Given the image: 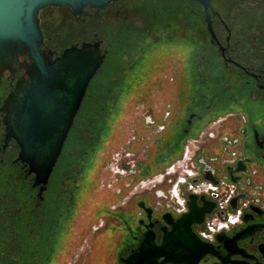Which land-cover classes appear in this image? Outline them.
Returning a JSON list of instances; mask_svg holds the SVG:
<instances>
[{
  "label": "flooded vegetation",
  "instance_id": "obj_1",
  "mask_svg": "<svg viewBox=\"0 0 264 264\" xmlns=\"http://www.w3.org/2000/svg\"><path fill=\"white\" fill-rule=\"evenodd\" d=\"M217 4L206 12L187 0H121L104 9L85 7L80 14L68 6L41 11V49L51 60L84 45L96 47L104 60L46 184H38L22 159L11 127L14 106H6L19 85L30 82L29 50L0 70V264H63L65 257L72 258L70 264L81 258L89 264L95 246L100 243L105 251L109 244L111 224H98L99 242L91 239L93 225L107 216L91 215L85 194L103 189L110 196L113 190L120 202L127 191H137L143 176L162 174L168 180L169 167L185 155L188 167L200 174L193 182L217 190L188 194L181 216L168 207L167 195V203L153 207L134 193L132 210L117 227L124 235L114 236L113 264H125L148 232L160 245L163 229L171 230L164 216L176 221L189 213L191 195L198 197L199 207L204 206L201 197L215 204L193 231L218 255H207L199 264H264V0ZM207 13L217 45L211 42ZM159 75L166 86L159 87ZM158 91L167 103H157ZM118 116L129 128L125 141ZM105 148L116 162L110 168L105 164L113 176L108 186L106 166L98 173ZM206 172L217 183L206 179ZM177 178L165 182L166 189L152 185L156 198ZM182 191L186 195L185 186ZM231 191L229 208L220 210V200ZM240 210L239 222L214 241L198 234L214 213L227 221L228 212Z\"/></svg>",
  "mask_w": 264,
  "mask_h": 264
},
{
  "label": "water",
  "instance_id": "obj_2",
  "mask_svg": "<svg viewBox=\"0 0 264 264\" xmlns=\"http://www.w3.org/2000/svg\"><path fill=\"white\" fill-rule=\"evenodd\" d=\"M117 1L121 0H0V70L18 62V54L24 49L29 50L34 62L28 67L30 82L20 84L6 106H14L13 134L22 148V159L37 174L38 184L48 182L90 83L104 60L100 51L90 45L68 49L51 60L41 49V11L47 6H68L80 14L85 7L104 9ZM187 1L198 3L206 12L218 8L217 0ZM206 21L211 42L217 45L208 13ZM206 179L217 183L212 172H206ZM200 200L203 207H199L198 197L191 195L190 212L176 221L166 214L164 221L171 230L163 229L162 243L157 245L155 234L148 232L125 264H199L207 255L217 256L216 248L193 231V225L202 224L206 214L215 208L205 197ZM237 201L238 198L233 201V207Z\"/></svg>",
  "mask_w": 264,
  "mask_h": 264
},
{
  "label": "rangeland",
  "instance_id": "obj_3",
  "mask_svg": "<svg viewBox=\"0 0 264 264\" xmlns=\"http://www.w3.org/2000/svg\"><path fill=\"white\" fill-rule=\"evenodd\" d=\"M157 79H158V82L162 79L160 81L161 86H159V87H163L164 85L165 86L167 85V80H165L164 76L159 75ZM156 94H157V103L158 104L167 103V98H165L164 95H162L163 92L158 91ZM125 115H128V113H125ZM117 123L120 124L123 127L122 128V136H124V141H125V138L127 139V136H128L129 128L125 124H121V123H123V119L121 117H119V116H118V119H117ZM112 148H111V150H112ZM107 149L108 148H105L104 155L102 153L101 160L99 161V168H98V173L99 174L102 173V170H100V169H103L104 166H106L105 165L106 163L108 164L107 165L108 168L112 167L113 163H116L112 159L113 158L112 157L113 156L112 151L108 152ZM115 153L116 152H114V154ZM95 158H97V156ZM95 158H94V160H96ZM107 166H106V169H104V175L107 176V177L105 176V179H104L105 183H107L106 186L111 185L112 184V180H113L112 179L113 176L112 177L110 176L112 173L110 171H108ZM106 179L108 181H106ZM153 180H154V178H152L151 176H148V175L147 176H143L141 183L137 184V191H136V189L133 190V192L131 190L127 191L125 193V195L122 196V198L120 199V202L117 200L119 196L114 195L115 193H114L113 190L111 191V195L110 196L107 195L110 190L105 192V191H102L103 189H101V191H99V193L92 192L91 194L90 193L89 194L88 193L85 194V196L87 197L86 198V200H87L86 202L88 204V208L90 207L89 208L90 209V214L91 215L93 214V216H97V217L107 216L104 219H100L98 222H96V224L93 225L92 231L90 232L91 239L93 238V239H95V241L99 242V240H98V238H99L98 236L99 235L95 231L96 228L99 226L98 224H101L103 221L107 224V226H108L109 223L111 224V228H110L111 231L109 233L110 235L106 237V238H108L106 240H107V242H109V244L105 246V251L101 250L100 243H99V245H96L95 246V253L93 254V256H91V258L89 260V261H92V262H89V264H113V262H114V253H115V248H116V246H115L116 241L114 239H115V237H116V239H118L119 238L118 235H124V232H123L124 230L119 231V230H117V227L118 226H122L121 225L122 224V222H121L122 219L120 220L121 216L122 217L123 216H128L129 215L128 213H130V211L132 210V206H134L132 201L135 199V197L132 196V195L134 193H137V196H141L144 199H146L147 202L150 205H152L153 207H156L157 203L158 204L160 203V204H163V205L165 204L166 198L163 197L164 199H162V198L159 199L158 196H157L158 198H156L155 193H153V188H152L151 184H149ZM142 182H145V185H147V184H149V185L144 187V186L141 185ZM162 188L166 189L167 188L166 184L162 185ZM115 190L118 192L120 190V187L119 188H115ZM163 191H165L167 193L168 190H163ZM104 198H105V200H104ZM107 201L110 202V203H108ZM167 201H166V203H167ZM104 204H106L105 209H103V205ZM84 247H86L85 243H84L83 247L80 248L79 259L83 255L81 250ZM98 254H100V259L98 258ZM71 260H72L71 257H67V258L65 257V258H63L62 261H63V264H67V263L70 264ZM103 260H105V261H103ZM83 261L84 260L81 258L80 261H79V264H83Z\"/></svg>",
  "mask_w": 264,
  "mask_h": 264
},
{
  "label": "built area",
  "instance_id": "obj_4",
  "mask_svg": "<svg viewBox=\"0 0 264 264\" xmlns=\"http://www.w3.org/2000/svg\"><path fill=\"white\" fill-rule=\"evenodd\" d=\"M169 177L166 180L165 175H158L151 181L152 185H163L165 182H172V178L178 175L175 184L166 194L163 190L158 192L159 198H166V195L170 197V204L168 207L172 208L178 216L183 215L187 212V195L188 194H196V195H203L209 194L213 191H216L217 188L211 184L200 182L195 184L193 182L194 179L199 177V173L192 170L188 167V160L187 155L180 161L175 162L169 167L168 170ZM142 186H145V182H142ZM148 186V185H147ZM185 186L187 189L186 195L182 191V187ZM234 197V191H231L227 197L223 198L219 202L220 210H225L229 208V205ZM241 211H238L237 214H231L228 212V219L227 221H222L219 219L218 214L214 213L213 215L209 216L207 222L204 227L199 228L198 234L206 241L212 242L215 240L216 235L219 232L228 230L231 226L235 225L239 222V218L241 216Z\"/></svg>",
  "mask_w": 264,
  "mask_h": 264
}]
</instances>
